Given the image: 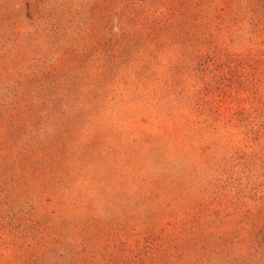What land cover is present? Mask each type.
Returning a JSON list of instances; mask_svg holds the SVG:
<instances>
[{
  "label": "trees",
  "instance_id": "1",
  "mask_svg": "<svg viewBox=\"0 0 264 264\" xmlns=\"http://www.w3.org/2000/svg\"><path fill=\"white\" fill-rule=\"evenodd\" d=\"M263 149L264 0H0V264H264Z\"/></svg>",
  "mask_w": 264,
  "mask_h": 264
},
{
  "label": "rangeland",
  "instance_id": "2",
  "mask_svg": "<svg viewBox=\"0 0 264 264\" xmlns=\"http://www.w3.org/2000/svg\"><path fill=\"white\" fill-rule=\"evenodd\" d=\"M264 159V149H263V155H261V160H263ZM264 181V178L263 179H261V182H263ZM198 247H200L201 248V245L199 244V246ZM173 252H174V250H173ZM179 253H181L182 254V256H185V253H187V251H185V250H181ZM203 257H202V250H200V249H196V251L192 254V261L194 262L193 264H201L202 262V260L204 259H202Z\"/></svg>",
  "mask_w": 264,
  "mask_h": 264
}]
</instances>
